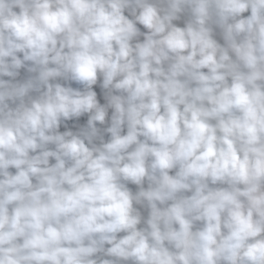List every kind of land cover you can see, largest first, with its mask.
<instances>
[{
	"label": "clouds",
	"instance_id": "clouds-1",
	"mask_svg": "<svg viewBox=\"0 0 264 264\" xmlns=\"http://www.w3.org/2000/svg\"><path fill=\"white\" fill-rule=\"evenodd\" d=\"M0 264H264V0H0Z\"/></svg>",
	"mask_w": 264,
	"mask_h": 264
}]
</instances>
